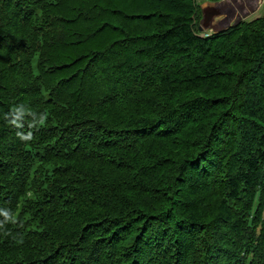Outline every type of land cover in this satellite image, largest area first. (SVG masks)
<instances>
[{"label": "trees", "instance_id": "16d2710c", "mask_svg": "<svg viewBox=\"0 0 264 264\" xmlns=\"http://www.w3.org/2000/svg\"><path fill=\"white\" fill-rule=\"evenodd\" d=\"M200 6L0 0V264H264V12Z\"/></svg>", "mask_w": 264, "mask_h": 264}, {"label": "clouds", "instance_id": "9594fccd", "mask_svg": "<svg viewBox=\"0 0 264 264\" xmlns=\"http://www.w3.org/2000/svg\"><path fill=\"white\" fill-rule=\"evenodd\" d=\"M4 118L11 126L18 129L16 133L17 139L27 143L33 139L34 133L32 129L39 130L46 126L48 114L46 111L36 112L24 104H17L5 114ZM25 126L29 129L28 132L23 131ZM0 215L5 217L4 221H0V229H2L11 217L8 211H2Z\"/></svg>", "mask_w": 264, "mask_h": 264}, {"label": "rangeland", "instance_id": "374dc122", "mask_svg": "<svg viewBox=\"0 0 264 264\" xmlns=\"http://www.w3.org/2000/svg\"><path fill=\"white\" fill-rule=\"evenodd\" d=\"M221 0L213 2V0H196V3L203 5L206 2L217 3ZM225 16L222 18H213L211 23H213L212 32L224 30L231 25H235L241 20L250 21L257 17H260L264 12V0H227L224 3ZM205 22L202 23L203 27ZM201 24V23H200ZM230 24V25H229Z\"/></svg>", "mask_w": 264, "mask_h": 264}, {"label": "water", "instance_id": "95a60500", "mask_svg": "<svg viewBox=\"0 0 264 264\" xmlns=\"http://www.w3.org/2000/svg\"><path fill=\"white\" fill-rule=\"evenodd\" d=\"M227 0H221L220 2L217 3H209L206 2L205 4L200 6L201 9V14H202V20H201V26L199 28V31L203 32V31H210V29L212 28L213 23L209 22L211 21L213 18H222L225 16V7H224V3ZM222 16V17H221ZM204 23V25H206V27L202 26V23ZM230 25V24H229ZM230 27V26H229ZM228 28V27H227ZM226 28V29H227ZM225 30V29H224ZM222 31V30H219ZM219 31H214V33L219 32Z\"/></svg>", "mask_w": 264, "mask_h": 264}, {"label": "built area", "instance_id": "2783aa9c", "mask_svg": "<svg viewBox=\"0 0 264 264\" xmlns=\"http://www.w3.org/2000/svg\"><path fill=\"white\" fill-rule=\"evenodd\" d=\"M202 36H203V35H202ZM204 36L207 37V36H209V35L205 34Z\"/></svg>", "mask_w": 264, "mask_h": 264}, {"label": "bare ground", "instance_id": "6f19581e", "mask_svg": "<svg viewBox=\"0 0 264 264\" xmlns=\"http://www.w3.org/2000/svg\"><path fill=\"white\" fill-rule=\"evenodd\" d=\"M200 33H201V31H200Z\"/></svg>", "mask_w": 264, "mask_h": 264}]
</instances>
